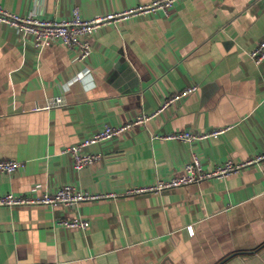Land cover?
<instances>
[{
	"label": "crops",
	"instance_id": "obj_1",
	"mask_svg": "<svg viewBox=\"0 0 264 264\" xmlns=\"http://www.w3.org/2000/svg\"><path fill=\"white\" fill-rule=\"evenodd\" d=\"M155 0H0L42 20L117 13ZM0 24V195L37 197L71 185L116 197L73 206L0 207V264H264V161L223 179L159 194L129 190L179 176L197 154L211 171L264 154V0H179L168 14L99 28L79 61L56 43L32 46ZM196 86L162 109L164 102ZM54 98L63 104L34 110ZM153 115L121 136L85 148L100 154L76 171L67 147L106 126ZM226 128L216 139H155ZM82 218L86 230L59 220Z\"/></svg>",
	"mask_w": 264,
	"mask_h": 264
},
{
	"label": "built area",
	"instance_id": "obj_2",
	"mask_svg": "<svg viewBox=\"0 0 264 264\" xmlns=\"http://www.w3.org/2000/svg\"><path fill=\"white\" fill-rule=\"evenodd\" d=\"M179 0H155L149 4L137 6L117 13L106 14L91 19L82 18L78 8H74L68 20L50 21L42 20L33 14L19 16L0 7V24L24 32L29 38L32 46L36 49H43L53 44H60L66 50L75 52L79 61L87 59L92 53L93 35L102 26L125 20L130 17L154 14L163 12L168 14L171 7ZM251 59L259 64L264 61V41L258 43L250 52ZM196 86L185 89L178 94L168 98L162 109L175 103L178 99L188 96L195 92ZM63 104L61 98H54L37 105L34 110H49ZM155 114L147 116L140 115L135 120L121 126H106L83 140L82 142L67 147L63 153L69 154L72 159L73 168L80 171L97 163L101 155L85 153V148L106 140H111L121 136L132 127L143 124ZM226 128L213 130L207 133L180 132L165 136H155V139L183 141L191 144L194 141L205 139H216ZM264 161V154L255 157L242 164H235L226 161L211 171H206L202 167L201 160L197 154H192L190 161L183 166L179 176L171 177L167 180H159L154 184L144 187L134 188L127 192V195L140 196L144 194H159L174 188L184 187L191 184H199L211 179H223L231 174L237 173L242 169ZM24 167V164L14 160H0V174L12 175ZM114 194H90L79 190L71 185L62 186L52 194H43L37 197L18 196L12 193L0 195V207L14 208L21 206H48L58 205L73 206L84 202H94L114 198ZM58 224L68 229L86 230L89 222L82 218L62 219Z\"/></svg>",
	"mask_w": 264,
	"mask_h": 264
}]
</instances>
